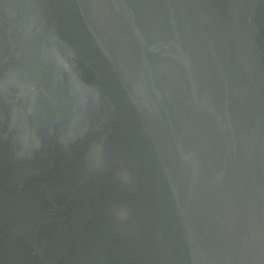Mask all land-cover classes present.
I'll return each mask as SVG.
<instances>
[{
  "label": "water",
  "instance_id": "95a60500",
  "mask_svg": "<svg viewBox=\"0 0 264 264\" xmlns=\"http://www.w3.org/2000/svg\"><path fill=\"white\" fill-rule=\"evenodd\" d=\"M75 2L152 144L190 264H264V0H226L224 12L210 0ZM52 35L24 34L38 60ZM23 235L44 264H59L36 230Z\"/></svg>",
  "mask_w": 264,
  "mask_h": 264
},
{
  "label": "flooded vegetation",
  "instance_id": "af4514ba",
  "mask_svg": "<svg viewBox=\"0 0 264 264\" xmlns=\"http://www.w3.org/2000/svg\"><path fill=\"white\" fill-rule=\"evenodd\" d=\"M210 1L224 12L226 0ZM36 4V0H23L10 8L9 0H0V76L13 68L46 78L34 48H28L21 36L26 41L24 34L31 28L49 27L70 51L82 78L99 88L103 105L91 113L83 139L65 150L54 137L45 136L42 149L29 159L14 157L11 137L4 128L0 232L8 233L0 236V264H44L23 235L32 236L35 230L39 247L59 264H190L152 144L89 35L75 0H38ZM32 9L37 11L25 25L21 19ZM256 25L264 62V3L257 10ZM42 103L47 109L66 106L67 100L57 88ZM0 111L7 119L3 98ZM100 136L105 137L104 167L92 170L85 155ZM121 169L131 173L130 185L119 182ZM118 208L128 210L126 220L115 217Z\"/></svg>",
  "mask_w": 264,
  "mask_h": 264
},
{
  "label": "clouds",
  "instance_id": "9594fccd",
  "mask_svg": "<svg viewBox=\"0 0 264 264\" xmlns=\"http://www.w3.org/2000/svg\"><path fill=\"white\" fill-rule=\"evenodd\" d=\"M22 42L27 45V41ZM39 61L43 69L39 73L28 74L19 69H8L0 76V98L7 106V119L0 111V138L4 128L11 137L12 151L16 159H29L42 149L44 137H54L67 150L72 144L84 138L90 126V115L103 105L99 88L82 78L75 67L70 51L63 46L59 37L52 35L39 41ZM60 89L67 105L43 106L45 98L51 99L54 89ZM99 127V126H97ZM105 137L100 136L92 143L85 155L89 169L104 167ZM118 180L122 185H130L132 175L121 169ZM115 217L124 221L128 217L125 208L114 209Z\"/></svg>",
  "mask_w": 264,
  "mask_h": 264
}]
</instances>
